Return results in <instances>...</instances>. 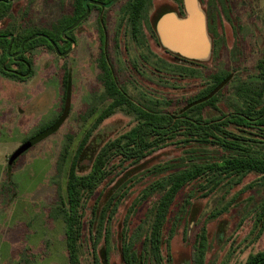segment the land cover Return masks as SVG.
Returning a JSON list of instances; mask_svg holds the SVG:
<instances>
[{"label":"rangeland","instance_id":"rangeland-1","mask_svg":"<svg viewBox=\"0 0 264 264\" xmlns=\"http://www.w3.org/2000/svg\"><path fill=\"white\" fill-rule=\"evenodd\" d=\"M83 1H0L3 67L12 60L15 71L20 63L6 57L10 38L4 36L17 38L13 56L26 35L48 31L55 37L72 26L85 12ZM135 2L91 7L88 18L69 33L71 43L58 39L61 52L71 49L66 56L44 40L27 48L25 55L34 62L29 80L0 72V264H70L64 211L71 161L66 148L76 153L99 114L113 103L110 81L136 107L157 115L161 127L186 116L192 121L200 113L207 120H225L262 106L264 0H199L214 43L206 62L165 51L156 37V18L181 12L182 0H146L137 35L131 24ZM65 70L71 76L67 117L56 132L22 150L57 118ZM226 129L241 137V152L184 128L154 133L127 105L105 119L77 160V173L89 176L100 150L117 143L96 191L85 201L80 264H96L94 237L98 264H125L127 243L134 245L136 264H195L203 228L204 264H245L263 252L264 175L255 171L223 174L217 181L206 173L187 183L163 223L159 252L153 243L158 205L173 175L240 153L264 156V125L231 122ZM133 132L135 141L128 147L124 137Z\"/></svg>","mask_w":264,"mask_h":264},{"label":"trees","instance_id":"trees-1","mask_svg":"<svg viewBox=\"0 0 264 264\" xmlns=\"http://www.w3.org/2000/svg\"><path fill=\"white\" fill-rule=\"evenodd\" d=\"M83 1V0H79ZM84 0L82 2V7H84ZM100 2H105L104 0H96ZM112 1V0H111ZM146 0H136L133 11L131 15V24L133 27L134 35H137L139 32V22L141 18V14L143 12V8L145 5ZM86 11V9H85ZM85 13V12H84ZM84 15V14H83ZM82 15V16H83ZM78 21V20H77ZM71 26L63 29L64 31L61 33H57V36L54 37V34H51L48 31H43L40 33H35L30 36H25L21 40L19 45V49L17 52L20 51L21 45L27 39L31 38L36 34H46L48 35L57 45L58 39H62L71 43L73 40L69 37V33L71 32ZM6 38H10L9 46L13 42V45L18 42L17 38L13 35H6ZM46 41L50 45L51 43L46 40L45 38H37L31 42H29L23 52L16 56H10L8 54L9 46L7 49L6 57H12L17 59L20 63H18V69L13 71L11 66L13 65L12 60H7L8 65L7 68L3 67L6 58H0V72L17 81L25 82L29 80L34 75L33 70V61L26 57V50L27 48L33 46L39 41ZM12 45V48H13ZM52 46V45H51ZM53 47V46H52ZM59 47V46H58ZM12 50V49H11ZM16 52V53H17ZM15 53V54H16ZM102 69L106 75H110L109 68L105 62V60L101 61ZM263 70V78H264V60L262 65ZM109 89L113 90L115 95L113 103L107 107L102 113L99 114L97 117L94 125L87 131L84 135L82 142L79 146L78 151L73 153V151H69L70 146L66 148V153L68 155V159L71 161L69 171H68V181L66 186V196H67V207L64 211V219L66 223V240H67V247L69 253V260L70 264H80L79 262V248L78 243L82 236L83 231V220L85 217V201L87 198L93 196L94 192L96 191L97 185L100 179L103 178V172L107 166L110 153L113 151L114 148L117 147V143H109L104 146L98 155L96 156L93 173L89 176H81L77 173V166H78V157L82 154L83 149L85 148L88 140L92 136L93 132L98 128V126L107 118L112 116L119 107L124 105L129 106L134 112H136L141 118L145 119L147 124L152 126V130L154 133L159 135H163L164 132L172 133L177 129H185L189 135L194 136H201L204 138L205 141H209L212 139L211 142H217L219 145L224 146L225 148H229L234 151L241 152L242 145L238 143L241 140V137L235 133L230 132L226 129L229 123H234L239 126H252L253 125H264V101L262 106L256 110V106H253L249 109L248 112H245L243 115L232 116L228 119H215V120H207L205 119L204 115L200 113L197 118L191 121V119L186 116L181 118V121L172 125L171 121L169 123L166 119L162 121L167 122V126L163 125L162 127L159 125L160 119L157 115H153L142 109L136 107L135 103L132 102V98L127 94V92L123 90L117 89L116 85L110 81ZM61 90H62V105L60 112L56 119L48 122L45 126H43L35 138L39 139V141L45 139L47 136L53 134L57 131L59 126L63 123L65 118L69 113V102L71 97V76L68 70H65L62 80H61ZM180 124V125H179ZM166 130V131H163ZM133 133L126 135L124 138L128 139V147L134 143L135 139L132 137ZM123 138V139H124ZM32 139V140H33ZM70 140V139H69ZM70 145V143H69ZM258 172L264 175V156H256L251 153L238 156H233L232 158L225 160L221 163H210L202 166H195L192 169L185 170L181 173L175 174L170 178L169 187L159 202L158 209L155 216L154 227H153V243L154 246L159 252L160 244H161V229L163 223L168 216L170 209L175 201L176 196L179 194L181 189L190 181L203 176L206 173H209L213 176L215 181L223 175H231V174H247L249 172ZM218 184V183H217ZM116 210V205L112 210L114 214ZM98 239L94 237V253L95 259H97V245ZM206 230L203 228L199 238V246L196 248V253L194 255L195 264H204L205 256H206ZM134 245L132 243H127L123 247V260L125 264H136L137 263V254L134 251ZM96 262V264H98ZM245 264H264V251L259 252L257 254L251 255Z\"/></svg>","mask_w":264,"mask_h":264},{"label":"crops","instance_id":"crops-1","mask_svg":"<svg viewBox=\"0 0 264 264\" xmlns=\"http://www.w3.org/2000/svg\"><path fill=\"white\" fill-rule=\"evenodd\" d=\"M181 7V12L171 10L156 18L154 28L160 46L185 59L209 61L214 43L199 0H182Z\"/></svg>","mask_w":264,"mask_h":264},{"label":"water","instance_id":"water-1","mask_svg":"<svg viewBox=\"0 0 264 264\" xmlns=\"http://www.w3.org/2000/svg\"><path fill=\"white\" fill-rule=\"evenodd\" d=\"M119 1H121V0H112V1H110L109 3H104V2H100V1H96V0H86L85 2H84V7H85V9H86V11H85V13H84V15L83 16H81L79 19H78V21H76L71 27H70V31H72V30H74L76 27H78L85 19H87L88 18V16L90 15V12H91V9H90V4L91 5H94V6H98V7H100V8H108V7H111V6H113L114 4H116L117 2H119ZM201 15L206 19V17H205V14H204V12H201ZM45 38L46 40H48L50 43H51V45L53 46V48H54V50H55V52L57 53V55H59V56H66L70 51H71V49H69L68 51H66V52H61L60 51V49H59V47H58V45L48 36V35H46V34H36V35H34V36H32L31 38H29V39H27L26 41H24V43L21 45V49H20V51L19 52H17L16 54H14L13 55V57H16V56H18V55H20L22 52H23V50H24V48H25V46L29 43V42H31V41H33V40H35V39H37V38ZM12 45H13V42L10 44V46H9V50H8V54H10V52H11V49H12ZM39 142V139L37 138V139H33L32 141H30L26 146H24L23 148H22V150H26L28 147H31V146H33V145H35L36 143H38Z\"/></svg>","mask_w":264,"mask_h":264},{"label":"flooded vegetation","instance_id":"flooded-vegetation-1","mask_svg":"<svg viewBox=\"0 0 264 264\" xmlns=\"http://www.w3.org/2000/svg\"><path fill=\"white\" fill-rule=\"evenodd\" d=\"M0 1H4V0H0ZM89 6H90V9H91V7H94V5H91V4ZM95 7H98V6H95Z\"/></svg>","mask_w":264,"mask_h":264}]
</instances>
